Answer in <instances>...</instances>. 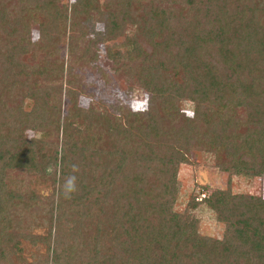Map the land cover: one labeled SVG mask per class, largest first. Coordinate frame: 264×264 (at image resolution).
<instances>
[{
  "label": "trees",
  "instance_id": "obj_1",
  "mask_svg": "<svg viewBox=\"0 0 264 264\" xmlns=\"http://www.w3.org/2000/svg\"><path fill=\"white\" fill-rule=\"evenodd\" d=\"M172 1L182 13L180 4L114 0L102 10L75 0L73 17L98 13L105 31L78 58L71 36L68 64L50 57L66 29L59 0H20L18 10L0 0V264H264L263 196L214 188L176 208L193 149L229 175L264 177V0ZM120 35L144 108L81 106L73 65L94 62L92 48ZM34 47L45 53L35 65ZM105 49L115 62L120 51ZM72 165L77 191L65 198ZM13 170L51 179L52 194L18 189ZM200 203L224 224L221 238L199 232L190 209Z\"/></svg>",
  "mask_w": 264,
  "mask_h": 264
},
{
  "label": "rangeland",
  "instance_id": "obj_2",
  "mask_svg": "<svg viewBox=\"0 0 264 264\" xmlns=\"http://www.w3.org/2000/svg\"><path fill=\"white\" fill-rule=\"evenodd\" d=\"M20 0H3L4 3L9 4L12 8L20 9ZM75 0H59L60 7L67 8V20L64 36L59 43V49L52 53V49L48 48L50 57L52 59L63 58L65 63L69 64L70 54L68 52V41L72 37L75 38V54L73 58H78L88 46L89 40L93 38L98 32L104 33L105 21L97 17H102L98 13H94L92 19L76 20L72 14V3ZM144 3L153 2L163 6L182 7L181 13L184 9V4L176 3L173 5L172 0H141ZM101 9H105L107 4H113L111 9L115 8L114 0H99ZM177 9V8H176ZM78 23H76V21ZM32 38L37 40L38 30L37 26H32ZM128 37L120 35L114 40L108 42H99L97 48H92V51H97V59L91 63H81L76 61L73 65L76 81L83 82L84 93L80 95L79 101L81 106L86 107L90 100L105 107H110L112 110L114 106L128 103L134 108H144L147 96L136 80L133 67L124 60V51L126 47L124 42ZM109 46L116 54L117 60L113 62L106 53V46ZM30 57L29 62L38 64L40 59L45 56V53L38 50L36 47ZM66 75V74H65ZM65 88V87H64ZM68 98L63 90L61 96V107L63 112L67 109ZM183 112L187 116L192 115L193 104L190 101H182ZM27 136L42 137L44 133L27 129ZM189 163L183 164L179 171V179L176 184L178 193V201L176 208L181 211L190 197L194 195L197 199L204 198L208 192L207 189L230 187L232 192L253 193L264 197V177L249 179L243 176L229 175L227 172L216 168L208 159V156L200 150L193 149L191 151ZM9 173L10 180L13 185H18V189L26 191L29 188L35 190L36 195L41 198L49 197L53 190L54 184L51 179H44L37 175H31L23 170H13ZM17 188V187H15ZM204 188V189H203ZM206 188V189H205ZM205 190V191H204ZM190 213L195 215L199 220L198 230L201 234L221 238L224 233V224L218 221L215 213L207 207L205 203H200L196 208L190 209Z\"/></svg>",
  "mask_w": 264,
  "mask_h": 264
},
{
  "label": "clouds",
  "instance_id": "obj_3",
  "mask_svg": "<svg viewBox=\"0 0 264 264\" xmlns=\"http://www.w3.org/2000/svg\"><path fill=\"white\" fill-rule=\"evenodd\" d=\"M72 169L73 174L67 176L61 186V191L65 198H71V195L77 191V176L74 173L77 172L79 169L77 165H72Z\"/></svg>",
  "mask_w": 264,
  "mask_h": 264
}]
</instances>
